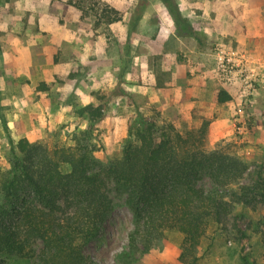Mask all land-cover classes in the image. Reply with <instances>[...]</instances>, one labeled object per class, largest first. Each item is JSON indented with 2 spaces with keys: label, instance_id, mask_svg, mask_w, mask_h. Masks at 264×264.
Returning a JSON list of instances; mask_svg holds the SVG:
<instances>
[{
  "label": "rangeland",
  "instance_id": "rangeland-1",
  "mask_svg": "<svg viewBox=\"0 0 264 264\" xmlns=\"http://www.w3.org/2000/svg\"><path fill=\"white\" fill-rule=\"evenodd\" d=\"M16 1L0 0V176L9 169L8 136L54 145L68 142L87 128L96 147L95 158L107 162L120 153L128 125L138 115L160 125L172 124L182 133L206 122L204 149L226 151L249 168L229 186L233 212L224 226L201 240L197 264H264V208L261 204L242 206L235 196L239 187L252 184L257 172L264 174V0H174L192 32L183 37L176 35L170 10L159 0H148L132 34L128 25L137 15L140 0H51L52 5L55 1L64 6L62 18L55 22L74 24L78 41L83 43L89 30L93 38L102 40L93 55L63 44L62 53L52 60L37 44L48 41L46 33L29 25L24 28V15L14 11ZM48 26L46 30L53 27ZM179 30L187 31L186 25L181 23ZM86 56L93 60L74 58ZM220 57L247 59L253 74L251 87L246 88L242 76L220 71ZM31 65L40 69L35 71ZM41 66L46 67L43 72L53 74L47 95L50 106L49 102L43 106L41 95L35 92L23 98L24 91L39 85L35 80L41 78ZM91 71L98 73L92 76ZM199 79L207 86L200 96L208 101V118L192 111L197 93L184 88L185 80L195 86ZM172 86L176 99L184 102L179 114L153 100L156 89ZM115 87L121 89L120 94ZM89 88L97 93L89 96ZM85 90L89 103L100 106L103 114L92 126L74 111L88 101L82 96ZM220 91L230 100L218 103ZM203 185L209 184L204 181ZM133 229L131 212L123 198L114 195L104 230L86 248L88 256L94 264H180L179 233L166 231L148 251H142L141 245L129 247ZM4 264L33 262L13 258Z\"/></svg>",
  "mask_w": 264,
  "mask_h": 264
},
{
  "label": "trees",
  "instance_id": "trees-1",
  "mask_svg": "<svg viewBox=\"0 0 264 264\" xmlns=\"http://www.w3.org/2000/svg\"><path fill=\"white\" fill-rule=\"evenodd\" d=\"M159 1L170 10L176 35L191 36L174 0ZM147 2L138 3L128 34ZM181 23L187 31L179 30ZM38 89L48 86L41 83ZM229 100L226 92L218 93V103ZM74 111L90 126L103 118L100 106ZM3 127L7 134L4 122ZM206 134V122L182 133L172 124L138 115L128 125L120 153L107 162L95 158L87 128L54 145L8 136L9 169L0 176V264L13 258L33 264H94L86 248L104 230L114 195L123 198L132 214L130 249L141 245L148 251L166 231H174L182 236L180 264H197L201 240L224 226L233 212L229 186L249 168L221 149L206 151ZM238 190L236 203L264 208L261 170L252 184Z\"/></svg>",
  "mask_w": 264,
  "mask_h": 264
},
{
  "label": "crops",
  "instance_id": "crops-1",
  "mask_svg": "<svg viewBox=\"0 0 264 264\" xmlns=\"http://www.w3.org/2000/svg\"><path fill=\"white\" fill-rule=\"evenodd\" d=\"M50 2H51V0H27L26 2L24 0H17L15 2L16 4L14 7L15 12L21 13L24 15L23 16L24 28H27V26L29 25L30 27H34V30L36 29L38 32H40V34L46 33L45 36L48 37V41L46 43L45 42L41 43V41H39L37 43L38 45H41V47H42V49H40L42 54L44 53L43 55H47L46 57L49 58L50 60H52L54 57H56V55L58 53H62L60 46H62L63 44H66L69 46H77V48L75 49V52L80 50L81 53L83 51V52H85V54L86 53L91 54V55L95 54V51H96L95 46H98L99 41L100 42L102 41L100 39V37L97 36L96 38H93L92 37L93 34L89 30L90 33H87L85 35L83 43L81 41H78L79 40L78 39L79 36L77 34L78 29L74 28V24H71L69 27V23H65V26H64V24L61 25V24L55 22L57 17L59 19L62 18V14L64 13V6L59 7V5L55 3V1H53V3H54L53 5L50 4ZM59 9H60V12L58 11ZM58 13H60V14H58ZM50 20H52V21H50ZM50 24H52L53 27H51L49 30H46V28H49L48 25H50ZM21 25H22V23H21ZM132 33H134V31ZM132 33H130V34H132ZM81 45H82V47H80ZM74 58L76 60H81V61L93 60V58H89L88 56H86L83 59L78 58V57H74ZM74 58H70V59L74 60ZM32 67L35 69V71H38L40 69V66L37 67L35 65ZM43 68H46V67L41 66V71H42L41 76H40L41 78L38 80L36 78L35 81H39L38 82L39 84L44 83L50 87L53 74L50 73V70H47L48 73H47V71L43 72V70H44ZM51 68L52 67H50V69ZM87 68H91V66H87ZM47 69H49V68H47ZM89 73H91V75L94 76L98 72L97 71H91ZM89 73H87V75ZM32 83L33 82L31 81V84ZM189 85H192L191 88H188ZM38 86L39 85L36 84L33 87V89L28 90V91L27 90L24 91L25 95L23 98H25L26 95H28L29 93L35 92V95H38V96L41 95L43 106H45L46 103H48V102H49V105H47V106H50L52 104L50 102L51 98L47 97L48 90H50V88L48 87V90L42 91V90L38 89ZM206 87L207 86L202 79L201 80L199 79V82L196 83L195 86H194L193 82L189 81V80H185V83H184V88L186 90L188 89L189 91H193V92L197 93V95H194L195 99H193L191 101L192 111H196L199 115H201L205 118H208L209 117L208 111L210 109L209 105H208V101L204 97L201 98V96H200L201 92H204L207 90ZM156 90H157V92L154 93L153 100L155 102H158L159 105H161V106L163 105L164 107L171 108L172 110H175L179 114V111L181 110V107H182L184 102H180L178 99H176V95L174 94L175 89H173V86H172V89L165 88L162 90L159 88ZM86 91L87 90L82 92V96H84V98L88 100L87 102H85V105L90 104L89 103L90 102L89 96H91V93L94 92L92 89L89 88L87 91V92L90 91L88 93V95H89L88 96L86 94ZM115 91L117 92V94L121 93V89L118 87H115ZM94 93H97V91H95ZM114 93L115 92H113V94ZM211 104L212 103H210V106H211Z\"/></svg>",
  "mask_w": 264,
  "mask_h": 264
},
{
  "label": "built area",
  "instance_id": "built-area-1",
  "mask_svg": "<svg viewBox=\"0 0 264 264\" xmlns=\"http://www.w3.org/2000/svg\"><path fill=\"white\" fill-rule=\"evenodd\" d=\"M219 61V66H220V71H222L226 75L233 74L235 76H242L243 83L245 84L246 88L251 87V78L253 77V74L250 72V69L248 68V60L244 59L241 61H236L233 58H228V57H220L218 59ZM245 74L246 72H248Z\"/></svg>",
  "mask_w": 264,
  "mask_h": 264
}]
</instances>
